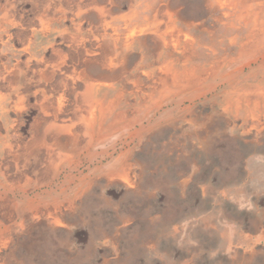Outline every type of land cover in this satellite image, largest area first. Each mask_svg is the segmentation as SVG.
<instances>
[{
    "label": "rangeland",
    "instance_id": "374dc122",
    "mask_svg": "<svg viewBox=\"0 0 264 264\" xmlns=\"http://www.w3.org/2000/svg\"><path fill=\"white\" fill-rule=\"evenodd\" d=\"M78 46L80 117L46 127L44 60ZM6 61L0 264H264V0H0Z\"/></svg>",
    "mask_w": 264,
    "mask_h": 264
},
{
    "label": "crops",
    "instance_id": "0c3cea01",
    "mask_svg": "<svg viewBox=\"0 0 264 264\" xmlns=\"http://www.w3.org/2000/svg\"><path fill=\"white\" fill-rule=\"evenodd\" d=\"M54 51L58 54L50 57V60H44V74H42V77H39V80L37 81L39 82L44 78V124H46V127H48L49 124H63L64 120L70 116L72 118V122H70L74 124L76 118L80 117L81 109L82 91L80 82V47H77L76 52L74 47L75 53L71 55L72 57L66 65L68 68H65L66 66H64L65 59L61 61L64 53H60V49L57 48L54 49ZM68 55L70 56V54ZM93 63V60L88 61L89 80L84 88V102L89 114L91 112V107L86 103V97L88 94H90L92 106L94 108L97 106L91 96L92 91L90 88L93 82L97 79L96 72L91 73L90 71V67ZM3 65L4 67L0 69V105L2 104L7 107L17 106L18 103L23 100L21 96L23 93L21 92L25 90L21 85L22 80L28 79V75L24 70L19 69L18 67H10V61L4 62ZM102 67V75L105 77L109 67H105V64H103ZM6 102H8V104H6ZM78 121L79 120H77V122ZM56 133L59 134V132Z\"/></svg>",
    "mask_w": 264,
    "mask_h": 264
},
{
    "label": "bare ground",
    "instance_id": "6f19581e",
    "mask_svg": "<svg viewBox=\"0 0 264 264\" xmlns=\"http://www.w3.org/2000/svg\"><path fill=\"white\" fill-rule=\"evenodd\" d=\"M62 1V0H61ZM135 1V0H134ZM48 2V1H47ZM80 2V1H79ZM157 3V2H156ZM159 3V2H158ZM227 3V2H226ZM48 4V3H47ZM63 4V3H62ZM164 4V3H163ZM166 4V3H165ZM174 4V3H173ZM81 5H82V3H81ZM154 5V4H153ZM167 5V4H166ZM169 5V4H168ZM50 6V5H49ZM53 6V5H52ZM84 6V5H83ZM90 6V5H89ZM88 6V7H89ZM48 7V6H47ZM70 7V6H69ZM76 7V6H75ZM97 7V6H96ZM68 8V7H67ZM85 8V7H84ZM150 8H151V6H150ZM168 8V7H167ZM90 9V8H89ZM97 9H99V8H97ZM117 9V8H116ZM159 9V8H158ZM51 10H53L52 8H51ZM74 10V9H73ZM81 10V9H80ZM88 10V9H87ZM151 10V9H150ZM233 11V10H232ZM44 12H46V11H44ZM97 12H99V11H97ZM122 12V11H121ZM68 13V12H67ZM81 13V12H80ZM84 13H86V12H84ZM100 14V16H102L103 17V10H101L100 12H99ZM106 13V12H105ZM132 13V12H131ZM230 13V12H229ZM232 13V12H231ZM51 14V13H50ZM98 14V13H97ZM117 14H119V13H117ZM129 14V13H128ZM164 14V13H163ZM49 15V14H48ZM80 15V14H79ZM171 15V14H170ZM71 16V15H70ZM77 16V15H76ZM98 16V15H97ZM110 16V15H109ZM119 16V15H118ZM156 16H157V14H156ZM160 16V15H159ZM162 16V15H161ZM61 17V16H60ZM107 17V16H106ZM122 17V16H121ZM126 17V16H125ZM147 17V16H146ZM149 17V16H148ZM232 17V16H231ZM68 18V17H67ZM70 18H73V17H70ZM172 18V17H171ZM62 19V18H61ZM74 19V18H73ZM102 19V18H101ZM162 19V18H161ZM166 19V18H165ZM169 19V18H168ZM220 19V18H219ZM238 19V18H237ZM65 20V19H64ZM76 20V19H75ZM84 20V19H83ZM115 20V19H114ZM128 20V19H127ZM224 20V19H223ZM222 20V21H223ZM70 21H71V19H70ZM164 21V20H163ZM73 22H74V20H73ZM103 22H105V21H103ZM102 22V23H103ZM134 22V21H133ZM167 22V21H166ZM178 22V21H177ZM187 22V21H186ZM86 23V22H85ZM98 23V22H97ZM45 24V23H44ZM74 24V23H73ZM153 24V23H152ZM160 24V23H159ZM163 24V23H162ZM172 24H173V22H172ZM176 24V23H175ZM229 24H232L231 23V21H230V23ZM72 25V24H71ZM164 25V24H163ZM87 26V25H86ZM93 26V25H92ZM235 26H237V25H235ZM89 27V26H88ZM150 27V26H149ZM166 27H169L168 25L166 26ZM190 27V26H189ZM188 27V28H189ZM40 28V27H39ZM81 28V27H80ZM83 28V27H82ZM86 28V27H85ZM97 28V27H96ZM95 28V29H96ZM141 28V27H140ZM174 28V27H173ZM103 29V28H102ZM155 28H153V30H154ZM164 29V28H163ZM168 29V28H167ZM172 29V28H171ZM233 29V28H232ZM84 30V29H83ZM160 30V29H159ZM234 30V29H233ZM155 31V30H154ZM163 31V30H162ZM161 31V32H162ZM134 33H135V31L134 30H132L131 31V34L130 35H134ZM146 33V32H145ZM168 33V32H167ZM68 34V33H67ZM161 34V33H160ZM180 34V33H179ZM71 35V34H70ZM150 35H152V34H150ZM75 37V36H74ZM154 37H155V35H154ZM164 37V36H163ZM142 37L140 36V39H141ZM46 39V38H45ZM177 39V38H176ZM179 39V38H178ZM88 40V39H87ZM92 40H94V39H92ZM103 41V40H102ZM70 42V41H69ZM106 42V41H105ZM119 42V41H118ZM90 43V42H89ZM161 43V42H160ZM81 44V43H80ZM91 44V43H90ZM92 44H93V41H92ZM111 44V43H110ZM116 44V43H115ZM86 45V44H85ZM102 45V44H101ZM142 45V44H141ZM157 45V44H156ZM82 46V45H81ZM120 46V45H119ZM159 46V45H158ZM164 46H165V44H164ZM90 47V46H89ZM112 47V46H111ZM168 48V47H167ZM166 48V49H167ZM95 49V48H94ZM105 49H106V46H105ZM99 50V49H98ZM123 51V50H122ZM87 52V51H86ZM93 52V51H92ZM81 53V52H80ZM79 53V54H80ZM84 53V52H83ZM82 53V54H83ZM110 54V53H109ZM114 54V53H113ZM112 54V55H113ZM134 54V53H133ZM167 55V54H166ZM131 56V55H130ZM81 57V56H80ZM83 57V56H82ZM99 57V56H98ZM101 57V56H100ZM102 57H104V56H102ZM106 57V56H105ZM120 57V56H119ZM122 57V56H121ZM124 57H126V56H124ZM146 57V56H145ZM110 58V57H109ZM150 58V57H149ZM91 59H93V57L91 58ZM151 59H152V57H151ZM154 59V58H153ZM87 60V59H86ZM97 60V59H96ZM100 60V59H99ZM103 60H104V58H103ZM109 60V59H108ZM89 61V60H88ZM87 62V61H86ZM109 62V61H108ZM171 62V61H170ZM96 63V62H95ZM104 64V63H103ZM113 64V63H112ZM123 64V63H122ZM147 64V63H146ZM115 65V64H114ZM118 65V64H117ZM82 66V65H81ZM100 66V65H99ZM101 67V66H100ZM112 67V66H111ZM111 67H109V68H111ZM153 67V66H152ZM158 67V66H157ZM85 69V68H84ZM137 69V68H136ZM157 69V68H156ZM141 70V69H140ZM142 70H143V68H142ZM139 71V70H138ZM168 71H169V69H168ZM163 72V71H162ZM84 74V73H83ZM163 74V73H162ZM176 73H172V72H170V73H166V75L167 76H174ZM125 75V74H124ZM98 78V77H97ZM120 78V77H119ZM119 78H117V79H119ZM166 79V78H165ZM84 80V79H83ZM115 80V79H114ZM99 81V80H98ZM120 88V87H119ZM114 91V90H113ZM92 93V92H91ZM99 93V92H98ZM1 100V99H0ZM122 100V99H121ZM120 100V101H121ZM8 101V100H7ZM123 101V100H122ZM3 102V101H2ZM117 102V101H116ZM86 103L87 104H89V107H91L90 109H91V112H90V114L93 116L94 115V113L96 112V108H97V106H95V108L92 106V104H91V98H90V94H88L87 95V97H86ZM96 104V103H95ZM94 104V105H95ZM116 105V104H115ZM121 105V104H120ZM123 105V104H122ZM99 107V106H98ZM6 108V107H5ZM94 108V109H93ZM89 109V110H90ZM106 109V108H105ZM10 110V109H9ZM43 110V109H42ZM104 112V111H103ZM105 114V113H104ZM122 114V113H121ZM106 118V117H105ZM120 118V117H119ZM109 119H111V118H109ZM93 120V119H92ZM108 122V121H107ZM101 128V127H100ZM59 129V128H58ZM85 130H86V128H85ZM57 131V130H56ZM49 135V134H48ZM72 135V134H71ZM44 136H46V135H44ZM55 137V136H54ZM58 137V136H57ZM11 138V137H10ZM51 138V137H50ZM45 139V138H44ZM47 139V138H46ZM65 139V138H64ZM91 139V138H90ZM53 141H54V139H52ZM63 140V139H62ZM56 141H58V140H56ZM67 142H68V140H66ZM46 144V143H45ZM48 145H49V143H47ZM53 145V144H52ZM5 146V145H4ZM11 147V146H10ZM13 147V146H12ZM9 148V147H8ZM10 151H12V150H10Z\"/></svg>",
    "mask_w": 264,
    "mask_h": 264
}]
</instances>
